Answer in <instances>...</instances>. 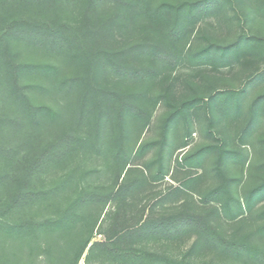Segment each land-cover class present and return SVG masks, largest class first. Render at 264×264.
Instances as JSON below:
<instances>
[{
    "label": "trees",
    "instance_id": "trees-1",
    "mask_svg": "<svg viewBox=\"0 0 264 264\" xmlns=\"http://www.w3.org/2000/svg\"><path fill=\"white\" fill-rule=\"evenodd\" d=\"M251 1L264 20V0ZM234 2L0 0V264H211L172 254L193 235L190 251L264 264V223L244 230L246 210L264 218V209L253 211L264 177L241 200L223 169L226 160L244 164L245 154L222 142L178 161L198 168L216 152L219 181L200 194L204 207L193 196L199 175L154 187L168 172L170 128L212 104L237 116L246 91L173 103L158 79L185 63L224 67L244 54L264 60L257 34L241 32L222 45L201 33L203 45L191 46L197 23ZM237 11L230 18L240 21ZM161 101L171 110L159 138L140 142ZM260 110L264 94L250 105L252 120ZM190 134L185 127L173 149L187 146Z\"/></svg>",
    "mask_w": 264,
    "mask_h": 264
},
{
    "label": "rangeland",
    "instance_id": "rangeland-1",
    "mask_svg": "<svg viewBox=\"0 0 264 264\" xmlns=\"http://www.w3.org/2000/svg\"><path fill=\"white\" fill-rule=\"evenodd\" d=\"M252 3L251 0H235L232 8L227 7L216 15L199 21L191 42L193 49L203 45L198 36L201 33L222 45L232 42L241 32L257 34L264 38V20L254 12L255 8ZM236 10H238L240 21L230 18ZM204 43L206 42L204 41ZM257 74L261 78L253 80ZM243 85H246V91L237 116L224 114L217 104H212L209 107L190 110L187 112L185 120L180 119L177 125L170 128L168 146L164 152V162L168 172L162 179L154 182L156 190H166L169 185H179L187 175H199L200 179L196 185L197 193L193 196L196 203L204 207V204L200 202V194L215 186L219 181V177L213 169L216 152L206 154L198 168L188 164L180 165L178 161L183 155L192 153L205 145L222 142L227 148L240 151L247 156L244 164L226 160L223 165L225 174L232 179L230 189L234 195L242 200L244 192L264 177V112L260 110L259 114H255L253 120L249 113L252 101L264 94V60H257L251 55L244 54L239 59H233L229 65L224 67L211 64L192 66L185 63L178 66L169 75L159 78L157 88L159 91L168 89L170 101L179 103L195 95L204 96V101H206L209 94L214 91L239 90ZM170 110L171 106L164 101L158 104L140 142L159 138L163 119ZM210 120L213 121L212 127H209ZM185 127H189L191 132L187 138V146L173 149L180 143ZM209 129L212 134L209 133ZM156 155L157 152L154 150L147 155L146 159L154 158ZM260 209H264V197L253 207V211ZM244 217L251 225L244 230L253 229L257 232V226L264 223V218H257L255 214L252 216L251 212L247 210ZM228 222L224 224L227 232L230 233L235 226H232L231 221ZM258 236L261 239L263 237L259 234ZM100 238V235H96L94 239ZM194 238L195 235L186 239L184 245L178 250H173L172 254L182 256L184 253H189L186 257L192 262L241 264L233 259H226L220 251L205 248L190 251ZM78 264H84L83 259Z\"/></svg>",
    "mask_w": 264,
    "mask_h": 264
}]
</instances>
